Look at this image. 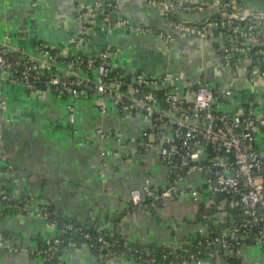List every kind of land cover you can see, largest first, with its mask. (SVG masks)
<instances>
[{
	"label": "crops",
	"instance_id": "0c3cea01",
	"mask_svg": "<svg viewBox=\"0 0 264 264\" xmlns=\"http://www.w3.org/2000/svg\"><path fill=\"white\" fill-rule=\"evenodd\" d=\"M96 1L116 2L120 6L116 17L130 18L136 28L173 33L175 39L167 43L156 35H139L134 28L107 32L95 23L90 42L80 51L95 52L108 42L117 52L115 62L133 74L202 77L219 90L225 110L234 112L252 103L264 114V78L253 76L249 63L228 66L220 58L217 46L225 38L220 31L214 30L205 39L179 35L146 0H0V38L9 32L12 44L31 49L43 40L75 54L78 50L72 40L81 29L76 10L82 3ZM238 1L248 10L264 11L259 0ZM213 15L210 10L179 14L194 22ZM223 90L231 94L225 95ZM70 102L52 92L31 95L23 86L0 83V192L25 191L47 202L62 219L101 227L141 246H165L194 238L205 222V194L198 200L191 196L162 199L149 211L133 209L129 203L131 190L148 179L158 189L172 185L168 165L158 155L159 142L149 148L144 144L153 139L145 136L148 121L140 115L121 117L112 104H108L110 113L104 114L92 96L77 102V121L70 124ZM100 131L108 137L101 138ZM256 143L264 151V134L257 136ZM4 153L15 171L3 160ZM203 183V177L194 173L182 177L177 190L202 191ZM0 231L13 238L9 246H0V264H48L33 251L42 249L46 238L57 230L31 208L22 214L4 213ZM61 259L64 264H101L87 246L63 249ZM103 264L140 263L117 256ZM212 264H264V246L244 247L236 256H222Z\"/></svg>",
	"mask_w": 264,
	"mask_h": 264
},
{
	"label": "built area",
	"instance_id": "2783aa9c",
	"mask_svg": "<svg viewBox=\"0 0 264 264\" xmlns=\"http://www.w3.org/2000/svg\"><path fill=\"white\" fill-rule=\"evenodd\" d=\"M264 5V0H259ZM167 18L179 35L209 38L214 30L225 37L217 46L220 58L228 65L251 64L253 76L264 78V11H251L238 0H146ZM36 6V3L34 4ZM34 6V7H35ZM116 2L82 3L76 16L81 22L73 46L58 48L37 41L31 49L10 43L11 34L0 38V83L23 86L31 95L52 92L69 98V122L77 121V102L96 98L99 110L109 114L112 104L119 116L140 115L148 121L146 147L159 142L158 155L168 165L172 185L153 187L151 180L130 192L133 209L149 211L158 199L173 200L185 196L198 200L207 197L204 220L194 238L165 246H138L123 243L106 229L61 221L59 212L47 202L25 191L0 192V215L24 213L31 208L57 233L46 238L42 249L46 262L63 264V249L87 246L101 264L113 257H124L140 264H212L222 256L234 257L247 246H264V151L257 136L264 134V114L251 103L230 112L222 106L219 90L204 78L189 79L177 74L131 73L117 64V52L106 42L95 52L80 51L90 42V30L97 23L110 32L134 28L139 35H156L167 43L173 33L150 27H134L130 18L116 17ZM210 10L214 15L203 22L181 18V12ZM177 11L179 14H175ZM216 15V16H215ZM215 16V17H214ZM225 95L231 92L223 90ZM101 138L108 135L99 132ZM119 138V137H118ZM175 155V159L171 158ZM10 170L15 166L4 153ZM197 173L203 177L202 191L177 190L182 177ZM68 235V238H65ZM13 238L0 231V246Z\"/></svg>",
	"mask_w": 264,
	"mask_h": 264
},
{
	"label": "trees",
	"instance_id": "16d2710c",
	"mask_svg": "<svg viewBox=\"0 0 264 264\" xmlns=\"http://www.w3.org/2000/svg\"><path fill=\"white\" fill-rule=\"evenodd\" d=\"M216 16V15H215ZM214 16V17H215ZM4 214V213H3ZM2 214V215H3ZM2 215H0V216H2ZM59 219L61 220V221H68L69 222V220H65V219H62L61 218V216L59 217ZM71 222H73V221H71ZM74 223H76V224H81V223H77V222H74ZM84 225V224H83ZM90 227H92V228H94V226H90ZM6 235H8V234H6ZM9 236V235H8ZM69 236L68 235H65V238H68ZM113 237H115V238H117V239H119L122 243L125 241L124 239H122V238H120V237H116V236H113ZM132 244H134V243H132ZM134 245H138V246H141V245H139V244H134ZM55 262H57L56 260H54V261H52V262H48V264H55ZM64 264V263H63Z\"/></svg>",
	"mask_w": 264,
	"mask_h": 264
},
{
	"label": "water",
	"instance_id": "95a60500",
	"mask_svg": "<svg viewBox=\"0 0 264 264\" xmlns=\"http://www.w3.org/2000/svg\"><path fill=\"white\" fill-rule=\"evenodd\" d=\"M175 14L178 15L179 13L177 11H175ZM171 158L174 160L175 159V155H172ZM158 202L161 203L162 202V199H158Z\"/></svg>",
	"mask_w": 264,
	"mask_h": 264
}]
</instances>
